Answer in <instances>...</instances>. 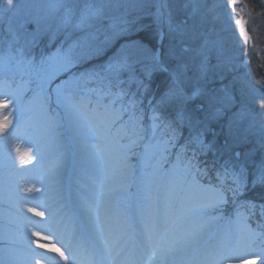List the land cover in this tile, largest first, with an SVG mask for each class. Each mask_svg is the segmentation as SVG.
<instances>
[{
    "label": "snow or ice",
    "instance_id": "snow-or-ice-1",
    "mask_svg": "<svg viewBox=\"0 0 264 264\" xmlns=\"http://www.w3.org/2000/svg\"><path fill=\"white\" fill-rule=\"evenodd\" d=\"M6 4L2 14L19 19L15 27L9 25L7 35L0 34V110L13 114L15 109L17 122L9 130L12 122L0 111V154H6L18 172L26 171L12 158L10 142L22 131L21 97L35 84L30 103L39 102L48 111L54 94L56 105L74 122L78 164L83 167H78L77 180L69 187L65 154L38 181L44 193L15 184L20 203L36 200L46 207L49 220L25 219L49 235H29L25 225L18 240L0 230V242L7 243L0 247V264H40L36 257L47 264H77L81 249L88 251L87 264H142L137 255L146 257L147 264H183L186 256H194V264H264V199L242 198L249 187L242 154L234 152L222 163L206 159L216 151L221 134L224 149L230 150L247 141L248 131L239 127L247 117L243 104L220 132L210 127L236 100L226 89L209 87L210 71L227 69L230 58L222 41L204 30L213 11L206 0ZM235 11L232 0L229 20ZM245 24L242 19L232 24L234 31L238 26L241 48L251 40ZM75 32L83 34L71 39ZM109 51L101 63L84 67ZM9 73L28 79L13 89ZM157 76L162 80L154 88ZM55 150V144H37L36 156L43 160L46 151ZM20 160L31 162L23 155ZM251 184H264V159ZM172 190L175 196L169 195ZM45 193L51 195L40 200ZM65 200H72L79 219V227L67 233L55 226L58 209L53 207ZM105 208L115 213L114 227L106 224ZM27 211L44 216L35 208ZM53 236L67 255L56 247ZM17 243L26 253L12 246Z\"/></svg>",
    "mask_w": 264,
    "mask_h": 264
},
{
    "label": "rangeland",
    "instance_id": "rangeland-1",
    "mask_svg": "<svg viewBox=\"0 0 264 264\" xmlns=\"http://www.w3.org/2000/svg\"><path fill=\"white\" fill-rule=\"evenodd\" d=\"M218 1L207 0V7L213 9V12L209 16V20L213 18L216 22L214 27H212L211 29V27L209 26L208 30L212 34H214L215 38L211 34V39L220 40L222 41V43L228 41L227 46L224 45V43L223 45L227 56H229L230 58L231 64L227 69L213 68L210 71L209 75H212L213 72L217 71L218 69H221L219 70V72L226 74V76H223L222 79L220 78L221 81H224V85L215 90L219 91L221 89H226L228 93L235 97L236 104L232 108L226 109L225 115L220 120L213 121L210 127L215 129L217 132H220L222 127L226 125L228 117L232 115V112L236 111L241 106V104H243L247 110V117L244 122L239 125V127L242 131L243 129L248 128V131L246 133L247 141L234 144L231 146L230 150L226 151H230L229 155H231L232 152L236 151L235 149H239L240 145H242L241 159L246 163V166L248 162L254 163V165L258 166L261 163L262 159H264V138L262 137L264 136V132H262V127H264V103L261 101V99L258 98L262 94H260V90L254 88L247 81H244V83H246L247 85L244 83L241 84L240 82H236V78H233L234 76L231 77L230 75H228V72L230 71L233 73L235 70L231 69V67H235L237 64H239V66H244V63L241 62V59H244L245 55H242L241 53H251L253 57L257 58V60H253V65L257 71V75L254 76V81L256 80L258 83H264V55L263 58L260 57V55H262V50H264V29L260 32L258 31L257 26H255L254 24H247L246 22L245 27H247L246 29L250 32L253 40L251 42H248L243 46V48H241L239 46L237 37L233 39L230 35H225L227 34L226 30L232 28V24L235 21H233L232 19L228 20L227 16L224 15L225 11H227L228 14L232 12V0H223L224 7L222 9V13H219L217 11V8L215 9V6L218 5ZM27 2L28 0H19L20 4H25ZM6 6V0H0V34L3 35H7L9 25L11 24L12 27H15L19 19L12 13H8L6 15L2 14V7ZM213 19L211 21H213ZM245 19L248 20L247 17H245ZM68 31L70 33L73 32L71 27L68 29ZM222 32L223 37L221 36ZM82 34L83 33L75 32L71 36V39H75L76 36ZM61 38L63 37L61 36ZM146 41L147 40L145 39V42ZM105 59L100 60L103 61ZM260 59L262 61H260ZM216 63L217 60L211 61L212 65H215ZM260 68H262V70ZM10 76L11 79L8 77L7 79L11 83L13 89L17 88L18 85H21L24 80H27L24 79L21 75H17L16 73L10 74ZM211 79L213 78L209 76V80ZM209 87L214 89L211 83H209ZM5 91H7V89H5ZM23 97H25V92L23 93L21 99ZM0 99L3 98L0 97ZM22 101L23 103L19 105V116L22 124V131L19 135L14 136L11 139L10 152L12 158L15 160L16 165L23 167L24 169H26V171L18 172L11 166V162L7 160L6 154H0V193H2V199H0V230H3L5 233L13 234L18 240L23 238L25 225H27V231L29 235H31L33 231L39 232L41 230V227L39 225L30 223L25 219V217L31 216L33 221H47L49 220V214L46 207L39 206L36 200L20 203L19 198L16 196L14 191L15 184L19 183L22 188L34 187L40 189L41 193H44V186L38 181L42 180L47 169L58 160L63 159L65 154H67L69 165L66 170L65 179L69 187H72L77 180L78 167H83L82 163L78 164V144L74 135V122L70 120L69 116L65 113L59 115L58 117L53 116L52 114H48V111H45L44 108L41 107L39 102L30 103V101H32V97L24 98ZM0 111H3V114L5 116H8V119L12 122L9 125V130H11L12 125L16 124L17 122L16 110H12L13 114H9L7 110ZM249 125H251L250 128ZM208 138H212L211 133L208 134ZM223 141L224 137L221 134L217 141L219 144L217 145L222 150H225L223 147ZM37 144L41 145L42 147L55 144L57 145V150L46 151L44 159L39 160V158L36 156ZM17 149H19V153L17 152ZM221 151L210 152L208 154L210 156H207L206 159L218 160L219 162H223L227 158H222ZM21 155H23L26 161L30 159L31 162L21 164ZM256 155L258 158L255 157ZM113 164L117 165L118 162L113 161ZM248 170L249 172L251 171L250 169ZM252 174L249 173V176ZM258 185L260 184H257L256 186ZM251 188H254L252 184ZM174 191L175 190L170 191L171 195H174ZM22 195L28 194L22 193ZM49 195L51 194L45 193L44 196H40L39 199L45 200ZM49 202L51 203L52 201ZM64 202H66V200L58 201L53 204L54 209H58L57 214L54 217L55 226L62 229L64 228L63 222H68V212H66V210L64 209ZM30 207L35 208L38 212H43L44 216L39 217L31 215L30 212L27 211V209ZM21 209L23 210V214L21 213ZM102 210L105 212V214H108L111 211L106 208ZM114 214L115 213L112 211L111 214L107 216L111 220ZM40 232L42 235L46 236L45 231ZM47 235H49V233H47ZM53 238H55V236L52 237V240ZM33 239H37V237H33ZM6 246V242H0V247ZM12 246L21 253H26L27 251L26 248H24L23 245L19 243ZM60 247L61 245L58 246V248ZM37 251L43 250L37 249ZM36 259L40 261V264H47V261L42 260L40 257H36Z\"/></svg>",
    "mask_w": 264,
    "mask_h": 264
},
{
    "label": "flooded vegetation",
    "instance_id": "flooded-vegetation-1",
    "mask_svg": "<svg viewBox=\"0 0 264 264\" xmlns=\"http://www.w3.org/2000/svg\"><path fill=\"white\" fill-rule=\"evenodd\" d=\"M245 17H247L248 20H246ZM233 18H234V20L235 19H242V20L246 21L247 24H254L255 26L258 27V31L261 32V30L264 29V0H238L236 3V11H235V13H233ZM235 32H236V35H235V38H236V37H238V26H237V29L235 30ZM252 40H253V38H252ZM263 55H264V50H262V55H260V57L263 58ZM258 58H259V55H258ZM254 59L257 60L256 57H253L251 55V53L247 54V52H246L244 59L243 58L241 59L242 61L245 60L248 63L247 67L253 73L256 72V68L253 65ZM260 61H262V60L260 59ZM238 67L239 66L236 65L234 68L238 69ZM260 69L262 70V68H260Z\"/></svg>",
    "mask_w": 264,
    "mask_h": 264
},
{
    "label": "trees",
    "instance_id": "trees-1",
    "mask_svg": "<svg viewBox=\"0 0 264 264\" xmlns=\"http://www.w3.org/2000/svg\"><path fill=\"white\" fill-rule=\"evenodd\" d=\"M107 55H109V54H106V55L101 56L97 59H94L93 61H91V63L85 64L84 67H90L92 63L98 64L100 61H102L100 59H105ZM161 80H162V78L160 76H157L154 80L153 87H156L158 84H160ZM254 192H255V198H256L255 200L264 199V185H258V186L254 187L253 189L250 190V194H252Z\"/></svg>",
    "mask_w": 264,
    "mask_h": 264
},
{
    "label": "bare ground",
    "instance_id": "bare-ground-1",
    "mask_svg": "<svg viewBox=\"0 0 264 264\" xmlns=\"http://www.w3.org/2000/svg\"><path fill=\"white\" fill-rule=\"evenodd\" d=\"M149 40V39H148ZM240 147H242V145H240ZM30 208H33V207H30ZM103 211V210H102ZM31 215H34L33 213H30ZM74 218L75 219H77V215H75L74 216ZM40 232V231H39ZM46 232V231H45ZM47 233L48 232H46V235H47ZM41 236H45V235H42L41 234ZM37 239H39V238H37ZM55 240H52L54 243H55V245H56V247H58V244H61L58 240H57V238H54ZM40 243H46V241H44V240H40ZM32 247L33 248H36V245L35 244H33L32 245ZM37 250V249H36ZM40 250H43V251H45L44 249H40ZM42 252V251H41ZM194 259H192L191 257H188V258H186V259H183V264H194ZM143 264H147V258L145 257V260H143Z\"/></svg>",
    "mask_w": 264,
    "mask_h": 264
}]
</instances>
